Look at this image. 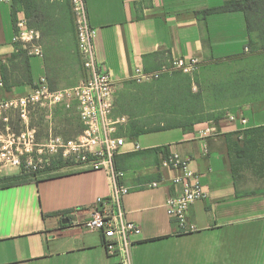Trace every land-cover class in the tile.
Segmentation results:
<instances>
[{
    "label": "crops",
    "instance_id": "crops-1",
    "mask_svg": "<svg viewBox=\"0 0 264 264\" xmlns=\"http://www.w3.org/2000/svg\"><path fill=\"white\" fill-rule=\"evenodd\" d=\"M224 1L85 0L89 22L97 30L96 59L113 79V114L125 117L116 130L125 143L115 164L123 173L121 183L130 189L122 199L126 218L141 228L131 247L133 264H264V159L235 163L233 173L234 153L226 140V134L235 132L232 140L242 145L244 131L264 126V107L227 112L245 117L246 124L219 114L216 130L201 137L198 129L213 118L200 116L204 108L199 100L198 114L178 116L191 118L192 124L137 133L165 123H157L149 84L132 79L136 67L155 71L174 57L196 58L201 67L246 52L241 11L197 13ZM11 10V0H0V80L1 64L15 52ZM19 11L39 31L43 56L29 57L32 85L10 91L0 87V98L28 93L41 76L54 85L51 71L78 70L81 64L70 0H27ZM169 83L179 98H203L190 82L181 88ZM169 153L189 158L207 192L189 207L187 219L195 228L185 232L166 212V198L175 193L169 181L177 173L160 165ZM56 174L0 188V264H121L105 252L100 232L77 224L89 215L96 198L110 195L109 176L90 169ZM154 181L157 186H151Z\"/></svg>",
    "mask_w": 264,
    "mask_h": 264
},
{
    "label": "built area",
    "instance_id": "built-area-1",
    "mask_svg": "<svg viewBox=\"0 0 264 264\" xmlns=\"http://www.w3.org/2000/svg\"><path fill=\"white\" fill-rule=\"evenodd\" d=\"M70 3L75 17L77 51L83 76L75 86L55 90L50 89L46 77L41 76L28 93L0 103V111L16 110L19 120L25 125L16 134L8 125V117L4 114L0 116L6 123L4 133L8 142L4 144V135L0 134L1 148L4 150L0 152V165H32L41 168L61 160L79 169L103 171L111 180V193L107 198H96L89 215L77 224L85 231L101 233L102 246L107 255L117 256L121 264H133L131 247L141 233V228L139 224L126 218L122 199L130 189L121 183L123 173L115 164V158L125 143V138L117 135L116 130L118 124L125 121V117L113 114V79L96 59L93 41L97 30L89 22L86 2L70 0ZM14 27L12 42L15 51L22 49L30 56L42 57V49L38 43L40 33L27 25L23 12H17ZM197 66L196 58L174 57L159 70L146 72L143 68L136 67L132 79L135 82H144L172 70L191 73ZM2 85L0 80V86ZM72 102H75L78 118L83 126L82 131L69 138L49 133L44 138V143H36L35 130L28 126L29 108L36 105L48 109L57 104L68 108ZM226 116L230 121H235L238 117L242 124L248 122L245 117L232 112ZM215 130L214 125L206 124L198 129L197 134L206 137ZM138 149L139 145L134 144V150ZM160 165L177 171L169 181L175 188V193L165 201L168 216L181 232L194 229L195 225L187 219L189 207L195 201L207 197L200 175L189 166V158L181 157L178 153H169L161 160ZM150 184L157 186L158 182Z\"/></svg>",
    "mask_w": 264,
    "mask_h": 264
},
{
    "label": "rangeland",
    "instance_id": "rangeland-1",
    "mask_svg": "<svg viewBox=\"0 0 264 264\" xmlns=\"http://www.w3.org/2000/svg\"><path fill=\"white\" fill-rule=\"evenodd\" d=\"M56 60L57 62L60 61L61 56L56 57ZM78 61H80V59ZM73 66L74 64H72V67ZM81 67V64H79L78 70L51 71V80L54 83V87L56 89H64L75 86L83 76ZM198 67L199 64L191 73L172 70L170 72H162L157 78L135 83L149 84L152 98L148 99L151 102V107H156L157 109L159 115L157 123H167L170 118L173 120H175V118L181 119L182 117L178 116L184 112L186 114H191L192 112V115L198 114L199 100L200 106L204 108L200 116L212 118L217 117L219 114L225 115L230 111L235 112L244 106H250L256 109L264 107V50L250 52L247 49L243 55L233 56L223 60H215L214 62H209ZM18 73H20V71L19 69L17 70V67L8 66V75L11 79H16ZM163 74L170 75L160 78ZM169 81L171 83L173 82L174 85L177 84L180 88L182 85L187 86L190 82L195 90H201L203 98H179V96L175 94L176 89L172 90L170 88ZM9 99L10 98H0V103ZM169 102L173 104L171 109L168 107ZM190 107H193L194 111H191ZM170 111L176 113L171 114ZM28 113V126L35 130L36 143H44L45 141L43 140L49 133L52 135L60 134L64 138L75 137L83 128L78 118L75 102H72L68 108L61 104L53 105L48 109H43L35 105L29 108ZM2 114L10 119L7 122L14 133H19L25 126L24 123L19 120V115L16 110L2 109L0 111V116ZM249 114L251 116L252 112ZM208 121H210L208 124L214 125L216 123L214 120ZM0 134L4 135L2 137L4 140L3 143L7 144L6 133L0 131ZM1 144L0 142V152L4 151L1 148ZM20 167L0 165V174L4 175L18 172ZM45 167L39 168L38 166L34 167L32 165L28 167L24 166L27 170L36 169L39 171L43 170ZM78 169L79 167L68 162L67 165L52 170L51 174Z\"/></svg>",
    "mask_w": 264,
    "mask_h": 264
},
{
    "label": "trees",
    "instance_id": "trees-1",
    "mask_svg": "<svg viewBox=\"0 0 264 264\" xmlns=\"http://www.w3.org/2000/svg\"><path fill=\"white\" fill-rule=\"evenodd\" d=\"M27 0H11L12 6V17L15 23L16 14L22 8V4H26ZM241 11L245 18L246 32H247V44L246 48L250 52H257L258 50H264V0H225L221 5L211 8H205L198 11V14L209 15L214 13H226ZM29 57L25 50L18 49L12 53L10 58L7 60V64H1V74L3 88L6 91H10L11 88L19 86L22 84L32 85V76L29 69ZM8 66H15L17 70L19 69L16 79H11L8 75ZM50 89L55 90L54 85H49ZM172 102H169V108L171 109ZM175 109V107H174ZM171 112V111H170ZM176 113V112H173ZM221 115L214 117L215 122ZM8 120H10L8 118ZM10 123V121H9ZM192 124L191 119L188 118H175L173 120L170 118L169 122L165 123L163 126L151 127V128H141L137 133H145L149 131L167 129L171 127H177L182 125ZM6 123L0 119V131H5ZM242 145H239L238 140H232L231 137L236 135L235 132L226 134V140L229 146V153H234V158L236 157L238 161H231V167L233 173L236 172L235 163L239 164L242 160H263L264 156V126H259L257 128H250L243 132ZM166 154V153H165ZM249 162V161H248ZM250 163V162H249ZM67 162H62L61 160L52 163L51 166L45 167L43 170H27L24 167H20L18 172L11 174H0V188L14 186L23 184L26 182L34 181L37 182L39 179L56 176L57 174H51L52 170H56L67 165ZM235 165V166H234ZM45 174V175H44ZM43 175V176H42Z\"/></svg>",
    "mask_w": 264,
    "mask_h": 264
},
{
    "label": "water",
    "instance_id": "water-1",
    "mask_svg": "<svg viewBox=\"0 0 264 264\" xmlns=\"http://www.w3.org/2000/svg\"><path fill=\"white\" fill-rule=\"evenodd\" d=\"M67 221H68L67 219H64V220H63V223H65V222H67Z\"/></svg>",
    "mask_w": 264,
    "mask_h": 264
}]
</instances>
